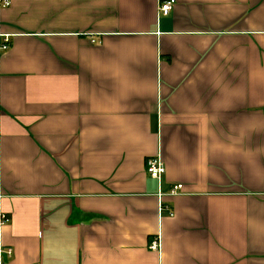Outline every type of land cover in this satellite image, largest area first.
I'll return each mask as SVG.
<instances>
[{
  "label": "crops",
  "instance_id": "crops-1",
  "mask_svg": "<svg viewBox=\"0 0 264 264\" xmlns=\"http://www.w3.org/2000/svg\"><path fill=\"white\" fill-rule=\"evenodd\" d=\"M162 1L0 9V264H264V0Z\"/></svg>",
  "mask_w": 264,
  "mask_h": 264
},
{
  "label": "built area",
  "instance_id": "built-area-1",
  "mask_svg": "<svg viewBox=\"0 0 264 264\" xmlns=\"http://www.w3.org/2000/svg\"><path fill=\"white\" fill-rule=\"evenodd\" d=\"M10 0H0V9L4 8L9 5ZM174 4L173 0H165L157 5V12L160 15H167L171 8L172 5ZM93 43V41H90ZM9 45V40L8 36L6 35H0V52H4L8 49ZM144 168H145V173L148 175L150 178H153L157 181L159 184L161 176L163 175L164 169H163V164L159 158L158 155H155L153 157L147 158L144 162ZM181 190V184L180 183H175L172 184L168 188L167 194H175ZM2 197V193L0 190V198ZM157 197V217L160 219V217L165 213L168 216H172L173 212L171 209L161 200V193L160 191H157L156 194ZM8 221V216L5 212L0 210V226L4 225ZM147 248L151 251H154L156 253L160 252V239L158 233L153 234L149 237L147 241ZM1 251V250H0ZM5 253L7 255L10 254V248H7L5 250Z\"/></svg>",
  "mask_w": 264,
  "mask_h": 264
}]
</instances>
